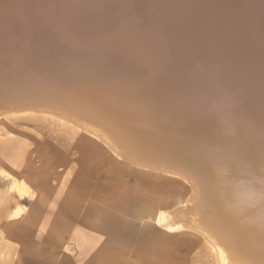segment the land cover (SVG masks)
Returning a JSON list of instances; mask_svg holds the SVG:
<instances>
[{"label":"bare ground","instance_id":"1","mask_svg":"<svg viewBox=\"0 0 264 264\" xmlns=\"http://www.w3.org/2000/svg\"><path fill=\"white\" fill-rule=\"evenodd\" d=\"M17 120L42 129L27 141L78 151L87 171L64 174H90L102 204L145 205L219 264H264V0H0V141ZM13 152L0 166L19 196L28 160ZM153 181L183 184L181 206L148 195Z\"/></svg>","mask_w":264,"mask_h":264},{"label":"rangeland","instance_id":"2","mask_svg":"<svg viewBox=\"0 0 264 264\" xmlns=\"http://www.w3.org/2000/svg\"><path fill=\"white\" fill-rule=\"evenodd\" d=\"M35 127L17 120L12 126L14 134L10 135L13 140L0 141V151L25 154L28 161L25 166L20 165L23 170L15 169V174L30 188V193L22 191L18 196L10 170L0 166L3 174L9 173L5 176L0 172V212L2 203H7L6 214L0 215V264H219L204 239L198 240L186 229L165 230L162 224L146 217L145 205L139 208L144 213L139 211L140 217L137 212L133 216L135 207L125 216L121 209L102 204L111 191L90 188L98 182L90 174H64L72 163L77 170L87 171L79 162V152L67 141H27V133L42 132ZM52 155L54 159L61 155L59 168L43 164ZM78 163L81 164L77 166ZM42 165L46 171L39 170ZM107 168L104 167L105 172L110 171ZM113 179L116 181L115 176ZM123 180L128 181L129 190L138 186L131 176ZM72 181L85 187L72 186ZM147 186L148 195L161 196L180 206L188 194L181 183L172 186L154 182ZM164 190L169 191L167 197ZM167 222L172 224L174 220ZM158 228L161 230L156 234Z\"/></svg>","mask_w":264,"mask_h":264}]
</instances>
